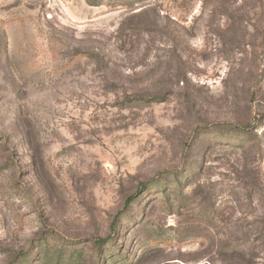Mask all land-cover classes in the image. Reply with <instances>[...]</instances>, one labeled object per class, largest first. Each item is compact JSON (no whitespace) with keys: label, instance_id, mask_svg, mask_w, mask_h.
Listing matches in <instances>:
<instances>
[{"label":"rangeland","instance_id":"rangeland-1","mask_svg":"<svg viewBox=\"0 0 264 264\" xmlns=\"http://www.w3.org/2000/svg\"><path fill=\"white\" fill-rule=\"evenodd\" d=\"M89 1L0 0V264H264V0Z\"/></svg>","mask_w":264,"mask_h":264},{"label":"trees","instance_id":"trees-1","mask_svg":"<svg viewBox=\"0 0 264 264\" xmlns=\"http://www.w3.org/2000/svg\"><path fill=\"white\" fill-rule=\"evenodd\" d=\"M89 3H93L92 5L95 4V3H94V0H93V1H89ZM132 198H133V197H132ZM132 198H130V200H131ZM102 242H104V240H103Z\"/></svg>","mask_w":264,"mask_h":264}]
</instances>
